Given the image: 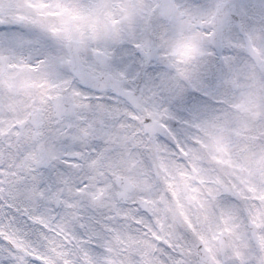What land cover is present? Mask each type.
Instances as JSON below:
<instances>
[{
  "label": "snow or ice",
  "instance_id": "1",
  "mask_svg": "<svg viewBox=\"0 0 264 264\" xmlns=\"http://www.w3.org/2000/svg\"><path fill=\"white\" fill-rule=\"evenodd\" d=\"M0 264H264V0H0Z\"/></svg>",
  "mask_w": 264,
  "mask_h": 264
}]
</instances>
